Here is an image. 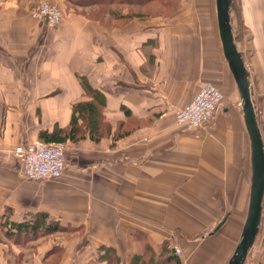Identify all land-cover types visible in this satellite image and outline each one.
<instances>
[{"label": "crops", "instance_id": "obj_1", "mask_svg": "<svg viewBox=\"0 0 264 264\" xmlns=\"http://www.w3.org/2000/svg\"><path fill=\"white\" fill-rule=\"evenodd\" d=\"M39 1L0 0L2 231L39 213L59 221L70 235L49 264H105L104 246L120 264L149 255L161 264H225L246 218L251 165L215 0H178L171 13L153 15L129 9L147 0H49L62 9L55 28L31 15ZM237 2L264 142V0ZM81 77L102 93L110 132L64 141L75 158L59 181L28 180L14 148L69 126L73 104L90 99ZM204 83L223 92L222 106L207 126L186 131L176 111ZM55 242L38 246L32 264L47 263ZM243 264H264V201Z\"/></svg>", "mask_w": 264, "mask_h": 264}, {"label": "water", "instance_id": "obj_2", "mask_svg": "<svg viewBox=\"0 0 264 264\" xmlns=\"http://www.w3.org/2000/svg\"><path fill=\"white\" fill-rule=\"evenodd\" d=\"M234 0H215L217 29L222 52L238 91L250 142V191L247 214L237 244L225 264H243L259 231L264 201V142L258 125L253 90L232 23Z\"/></svg>", "mask_w": 264, "mask_h": 264}, {"label": "built area", "instance_id": "obj_3", "mask_svg": "<svg viewBox=\"0 0 264 264\" xmlns=\"http://www.w3.org/2000/svg\"><path fill=\"white\" fill-rule=\"evenodd\" d=\"M31 15L46 28H55L62 20L60 9L47 0L33 5ZM223 100L224 94L218 87L211 83L201 84L192 98L176 111V122L186 131L196 132L211 122ZM14 154L18 172L28 180H55L67 170L62 143H23L15 148ZM175 252H179L176 247Z\"/></svg>", "mask_w": 264, "mask_h": 264}, {"label": "trees", "instance_id": "obj_4", "mask_svg": "<svg viewBox=\"0 0 264 264\" xmlns=\"http://www.w3.org/2000/svg\"><path fill=\"white\" fill-rule=\"evenodd\" d=\"M80 79L84 92L90 99L74 103L69 126L55 129L51 133L43 132L40 137L42 142L63 143L67 139L78 142L86 137L99 141L103 135L110 132V124L104 121L102 114L104 105L102 93L88 86L82 77ZM59 230H64V227L58 221L51 222V220H47L45 213H39L30 220L11 223L4 235L18 243V235L22 233L24 234L23 238L34 239L38 236L54 234ZM101 251L99 259L104 260L105 264H120L118 256L112 249L104 246ZM150 258V255L149 257L137 256L130 264H161L160 262L155 263ZM175 262L180 264L178 259H175ZM162 263L164 264L163 261Z\"/></svg>", "mask_w": 264, "mask_h": 264}, {"label": "rangeland", "instance_id": "obj_5", "mask_svg": "<svg viewBox=\"0 0 264 264\" xmlns=\"http://www.w3.org/2000/svg\"><path fill=\"white\" fill-rule=\"evenodd\" d=\"M47 1H49V0H47ZM176 1H178V0H148L146 2V4L131 6V7H129V9L131 10V12H135V11L144 12L147 15L148 14L149 15L160 14V13L169 14L173 11L172 7L174 6ZM57 5H56V7L60 9L61 8L60 5L59 4H57ZM233 6H234V8L232 9V12H231L233 30H234V35L237 38V46H238L239 50L241 51L242 46L247 45V42H246L247 35H246L245 31L242 33L241 25L239 23V18H238V9L239 8H238L237 0H234ZM60 11L62 13V9H60ZM37 142H42V140H37L35 142H28V143H37ZM62 144H64V146H65V158H66L67 162H69L70 160H73V158H75V156L72 154V152H71L72 150H70V148H72V147L69 145H66L65 143H62ZM15 148H14V150H15ZM17 166H18V163L16 164V167ZM66 169H68V163H67ZM62 176L58 179L48 180V181H59L62 178ZM32 218H30V219H32ZM51 222H54V220L52 219ZM63 231H65V230H59L54 235L51 234V236L42 235V236H39V238L36 237V238H34L35 239L34 242H28V241H30V239L27 237V240H26L27 244L24 246H18V243H15L17 245L13 244L12 243L13 240L6 237L4 235V232L2 231V229L0 228V243L3 244V246H2V244L0 245V247L1 246L3 247V249L0 253V264H32L34 262L33 257L35 255V253L40 248L38 246L41 245V247H44L45 245H48L50 239L52 240V242H53V240L56 241L55 243L57 245L56 249L52 250V253L54 252V254L50 257L49 261L47 262L48 264L53 263L54 260H56L58 258V256L63 253L64 242L70 235V234H66V233H61ZM18 236L19 237L24 236V234L22 233ZM25 236H27V235H25ZM179 254H180V252H178L177 254L175 252V255L178 258H179ZM21 260H22V262H20ZM47 263H43V264H47Z\"/></svg>", "mask_w": 264, "mask_h": 264}]
</instances>
